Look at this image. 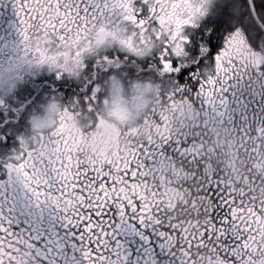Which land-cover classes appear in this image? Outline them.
I'll list each match as a JSON object with an SVG mask.
<instances>
[{"label": "flooded vegetation", "instance_id": "af4514ba", "mask_svg": "<svg viewBox=\"0 0 264 264\" xmlns=\"http://www.w3.org/2000/svg\"><path fill=\"white\" fill-rule=\"evenodd\" d=\"M256 13L0 0V264H264Z\"/></svg>", "mask_w": 264, "mask_h": 264}, {"label": "bare ground", "instance_id": "6f19581e", "mask_svg": "<svg viewBox=\"0 0 264 264\" xmlns=\"http://www.w3.org/2000/svg\"><path fill=\"white\" fill-rule=\"evenodd\" d=\"M237 5V4H236ZM236 5L235 6H225L223 9H222V14L223 15H231V13H233V12H235L236 10H237V7H236ZM262 7H263V9H264V5H262ZM258 12H259V14H261V15H264V11H262V9L261 10H258ZM241 15H247L246 14V11H244L243 10V12H241L240 13ZM225 22H227V20L225 19ZM241 22H243V23H245V24H247V26L250 28V29H253V28H255V27H252V23H251V20H249V18L248 19H244V20H242ZM217 27H218V29L220 28V27H223V29H225L226 27H227V24H224V23H221V22H217ZM257 30V29H256ZM258 31V30H257Z\"/></svg>", "mask_w": 264, "mask_h": 264}, {"label": "trees", "instance_id": "16d2710c", "mask_svg": "<svg viewBox=\"0 0 264 264\" xmlns=\"http://www.w3.org/2000/svg\"><path fill=\"white\" fill-rule=\"evenodd\" d=\"M262 2H263V4H262ZM254 3H255V6H256V10H261L260 7H261V5H264V0H260V1L259 0H254ZM246 14L247 15H251L250 9H248L246 11Z\"/></svg>", "mask_w": 264, "mask_h": 264}, {"label": "water", "instance_id": "95a60500", "mask_svg": "<svg viewBox=\"0 0 264 264\" xmlns=\"http://www.w3.org/2000/svg\"><path fill=\"white\" fill-rule=\"evenodd\" d=\"M249 3H250V5H251V8H252L253 13H254L255 16L257 17V13H256V10H255V6H254V2H253V0H249Z\"/></svg>", "mask_w": 264, "mask_h": 264}, {"label": "rangeland", "instance_id": "374dc122", "mask_svg": "<svg viewBox=\"0 0 264 264\" xmlns=\"http://www.w3.org/2000/svg\"><path fill=\"white\" fill-rule=\"evenodd\" d=\"M254 1V0H253ZM260 1V0H259ZM262 4H263V2H262ZM260 9H262V11H264V9H263V7H262V5H261V7H260ZM248 10V6L247 7H245V10L244 11H247ZM258 11V10H257ZM259 13V12H258Z\"/></svg>", "mask_w": 264, "mask_h": 264}]
</instances>
